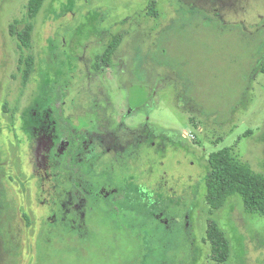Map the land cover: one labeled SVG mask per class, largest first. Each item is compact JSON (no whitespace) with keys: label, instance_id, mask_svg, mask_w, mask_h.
<instances>
[{"label":"rangeland","instance_id":"rangeland-1","mask_svg":"<svg viewBox=\"0 0 264 264\" xmlns=\"http://www.w3.org/2000/svg\"><path fill=\"white\" fill-rule=\"evenodd\" d=\"M26 4L0 0V264H211L208 218L229 264H264V216L238 194L212 212L204 200L211 152L264 175V0H45L20 50L10 29ZM52 102L80 132L86 174L138 176L81 230L61 221L46 161Z\"/></svg>","mask_w":264,"mask_h":264},{"label":"trees","instance_id":"trees-1","mask_svg":"<svg viewBox=\"0 0 264 264\" xmlns=\"http://www.w3.org/2000/svg\"><path fill=\"white\" fill-rule=\"evenodd\" d=\"M44 1L45 0H27L26 7L29 21L17 32L12 28L10 29L11 34L15 35L18 41L17 46L20 50L29 48L30 46V37L33 28L31 20L37 16ZM115 44L116 42H113L107 48L104 54V60L106 62H108ZM19 63L25 65L24 73L25 75H28L32 66V57L27 56L25 58H19ZM260 71L264 73V59L260 64ZM55 100L61 101L62 96L58 94L55 97ZM50 107L55 113V117L58 120L63 135H65L67 141H69L66 145V149L59 154L61 157L60 160H56V164L60 168L57 170V177L65 178L64 172L67 150H72L76 145V137L69 120L60 112V106H57L55 102H52ZM232 150L233 149L230 147H223L217 151L209 153L208 155L207 161L209 169L204 178V200L206 201L207 207L210 212L218 210L224 205L226 199L230 195L238 194L242 199L246 212L257 213L264 216V175L253 171L248 163L237 160L234 157ZM53 151L55 150L49 151V156ZM53 161H55V159H53ZM60 190L61 195L57 198V203L61 207V210L66 212L69 203H66L64 198L65 188L62 187ZM74 201L76 200L74 199L71 204H74ZM80 214H77V217H71V220L66 218L65 215L62 219L67 226H74V230H77L76 228H81L80 224L85 220L84 216H80ZM70 230L72 231V228ZM204 241L209 244L208 257L211 264H229V240L217 224L216 220L212 218L207 219Z\"/></svg>","mask_w":264,"mask_h":264},{"label":"flooded vegetation","instance_id":"flooded-vegetation-1","mask_svg":"<svg viewBox=\"0 0 264 264\" xmlns=\"http://www.w3.org/2000/svg\"><path fill=\"white\" fill-rule=\"evenodd\" d=\"M56 118V117H55ZM72 121H69V123L72 125V130L74 131V135L76 137V145L73 147L72 150H67V157H66V165H65V178L63 177H57V170L60 169L59 166L56 164V160H60V153L63 152L66 149V145L69 143V141H67L65 135H63L61 129H60V133H58V136L55 140L52 139L50 145H48V150L46 152V161H47V165L48 168L50 170V175H52V178L54 179V186L57 187V198L60 197L61 195V190L62 187L65 188V200L66 203H69L67 206V211L66 212H62V215L60 216L61 221H64L62 219V217L65 215L66 218L71 220V217H77V214L80 216H84V221L81 222V224H85V222H89L90 221V216L91 213H93L92 208L94 207V205H98L97 201L99 200H104L106 199L107 202H109L110 205L113 206V210L114 208V201L115 203H117L116 198L114 199L115 195L118 192V184L120 182H126L127 184H130L131 186L133 185L132 183L137 181L138 182V176L136 174L134 175H126L123 176L124 180H118L117 178L114 179L112 182H105V183H101L98 179L96 178H92L91 176H89L88 174H86L84 172V170L82 169V167L80 165H78L76 162H74L73 160V156L75 154L76 148L80 142L79 139V131L78 129L75 127V125L73 124ZM59 124V123H58ZM60 128V126H59ZM85 129V128H84ZM75 139V138H74ZM50 150H55L53 152L50 153L49 156V151ZM136 151V150H135ZM142 151V150H141ZM145 156L148 157V153L151 152V150H144L143 151ZM131 154V152H130ZM53 155V156H52ZM53 159H55V161H53ZM144 162L142 163V169L143 170H147L148 166L150 163H146L145 166L143 165ZM129 164H126V167H128ZM131 167V164H130ZM141 168V167H140ZM141 175V173H140ZM63 176V175H62ZM128 177L129 179L127 180ZM150 181H147V183L143 184L142 188L145 190V187L148 185H152V183H149ZM145 186V187H144ZM133 187V186H132ZM147 191V190H145ZM56 198V200H57ZM74 204H71V202L73 200ZM81 204V205H79ZM87 205V206H86ZM84 206H86L84 208ZM124 207H128L127 204L123 205ZM88 209L90 213H87L86 217H85V212L84 209ZM55 213L52 214V220L51 222L55 219L56 215L59 214V212L54 211ZM79 220V219H77ZM68 222V221H66ZM80 224V225H81ZM81 227V226H80ZM69 229L72 228V230L75 229L74 226L69 227ZM77 230L81 229V228H76Z\"/></svg>","mask_w":264,"mask_h":264},{"label":"built area","instance_id":"built-area-1","mask_svg":"<svg viewBox=\"0 0 264 264\" xmlns=\"http://www.w3.org/2000/svg\"><path fill=\"white\" fill-rule=\"evenodd\" d=\"M192 136V135H191Z\"/></svg>","mask_w":264,"mask_h":264}]
</instances>
